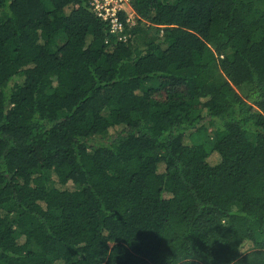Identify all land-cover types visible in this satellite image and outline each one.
<instances>
[{
  "label": "trees",
  "instance_id": "16d2710c",
  "mask_svg": "<svg viewBox=\"0 0 264 264\" xmlns=\"http://www.w3.org/2000/svg\"><path fill=\"white\" fill-rule=\"evenodd\" d=\"M131 7L0 0V264H264V0Z\"/></svg>",
  "mask_w": 264,
  "mask_h": 264
},
{
  "label": "built area",
  "instance_id": "2783aa9c",
  "mask_svg": "<svg viewBox=\"0 0 264 264\" xmlns=\"http://www.w3.org/2000/svg\"><path fill=\"white\" fill-rule=\"evenodd\" d=\"M131 1L87 0L88 6L99 18L109 21L110 32L114 33L118 39L122 36L124 21L127 24H134L136 21V14L131 7Z\"/></svg>",
  "mask_w": 264,
  "mask_h": 264
}]
</instances>
